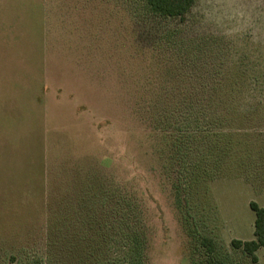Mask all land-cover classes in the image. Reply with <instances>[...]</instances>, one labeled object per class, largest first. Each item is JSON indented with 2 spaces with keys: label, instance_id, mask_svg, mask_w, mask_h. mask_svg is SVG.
I'll list each match as a JSON object with an SVG mask.
<instances>
[{
  "label": "rangeland",
  "instance_id": "rangeland-1",
  "mask_svg": "<svg viewBox=\"0 0 264 264\" xmlns=\"http://www.w3.org/2000/svg\"><path fill=\"white\" fill-rule=\"evenodd\" d=\"M252 202L264 0H194L176 18L146 0H0V264L50 249L92 264L80 245L97 237L111 264H264V246L254 261L232 245L255 238Z\"/></svg>",
  "mask_w": 264,
  "mask_h": 264
},
{
  "label": "trees",
  "instance_id": "trees-1",
  "mask_svg": "<svg viewBox=\"0 0 264 264\" xmlns=\"http://www.w3.org/2000/svg\"><path fill=\"white\" fill-rule=\"evenodd\" d=\"M147 4H148V8L149 10L157 15H160L162 17H172V18H176V17H183L190 9V7L192 6L194 0H146ZM251 208L252 210H254L255 212V221H254V235L255 238L251 239V240H246V241H242V240H232V245L234 247L237 248H241L245 253H247L248 255H250L252 257V259L255 261L256 260V256H255V252L262 246H264V207H259L257 206L256 203L252 202L251 204ZM50 214L51 217L48 220V225H47V230L52 233L55 231H61V226H62V222L60 220L59 217V213L57 216V211H54L52 209H50ZM76 236V235H75ZM73 237V243L71 242L72 247L76 246V242L74 243V240H78V239H83V237L81 238H76ZM137 236V235H136ZM51 234H48V238L50 239ZM93 239V240H92ZM97 238H90V240L88 239L86 242L84 241L83 246L80 245V248L83 249V257L85 260H87L89 258V255H94L93 259H94V263L92 264H111L108 262H105L103 259L97 257V255H95L93 250L94 248L92 247L93 245H95L97 243ZM135 242L137 243L136 246H139V248L137 249L136 247V253L142 248L144 251H147L148 245L144 244L145 242H141L140 240H135ZM95 243V244H94ZM204 245H207L208 248L211 250V242H209V240L204 239ZM91 244V245H90ZM61 241L59 242L58 239H54V242L52 243L51 240L47 241L46 243V249L49 250V248H52L53 246H55L57 249H59L61 255H64V250L61 248ZM90 245V246H89ZM98 245V243H97ZM92 247V249L90 250L89 253L86 252V247ZM141 247V248H140ZM146 247V248H145ZM55 249V250H57ZM71 256L74 259L75 264H79L80 260L82 259L81 254L80 256L76 254V249L73 250H69ZM82 253V250H81ZM74 256H73V255ZM89 254V255H88ZM46 256V255H45ZM138 257L135 260L126 262L125 264H149L148 263V256L145 253H140L137 255ZM75 257V258H74ZM37 259H41V258H37ZM47 264H59V259L56 257V255L52 254V250L50 249V253L47 256ZM117 264V263H115Z\"/></svg>",
  "mask_w": 264,
  "mask_h": 264
}]
</instances>
